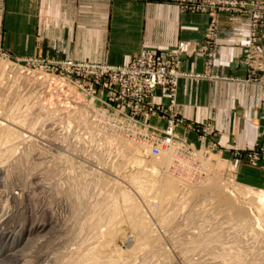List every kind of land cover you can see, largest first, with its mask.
Here are the masks:
<instances>
[{"label": "rangeland", "instance_id": "rangeland-1", "mask_svg": "<svg viewBox=\"0 0 264 264\" xmlns=\"http://www.w3.org/2000/svg\"><path fill=\"white\" fill-rule=\"evenodd\" d=\"M205 13H209L214 21L211 12ZM220 14L222 13L218 16ZM28 59L50 60L35 57ZM26 60H13L0 49V128L7 124L6 127H13L17 131L11 134L0 132V136L10 134L15 138L10 137L7 138L8 140L0 138V176L2 175L0 191L3 195L0 196L2 201L0 211L4 209L5 203L9 204L18 211L19 215L28 216L29 222L27 221L26 227H29L32 221L38 220L44 223L45 228L41 233H33L26 237L27 244L21 249L23 253L20 252L25 257L20 256L21 260L16 263L43 264L48 259L45 264L57 262H63L62 264H238L241 261L234 258V255L235 257L243 255L245 259H242L243 264H251L253 261L254 264H264V237L254 239L252 228L241 226L238 220L233 219L232 213L221 211L219 214L217 211H208L211 209L210 196L199 195L200 200L196 202L195 211L198 209L201 213L197 211V216L193 219L187 216L190 214L189 207L194 202L182 203L187 199L189 188L200 186L202 188L204 184L212 185L211 181L217 184L221 180L225 187L246 202L251 211L258 215L256 205L249 202V199L251 196L264 195V184L253 186L243 183L236 177L235 168L219 155H209V157L203 153L183 154L178 157L171 155L167 160L166 154L155 158L147 152L148 163L138 162L135 158L144 156V152L149 151V144L143 140L133 139L119 128L111 129V126L103 121L91 123L89 119L85 120L91 111L87 107L75 110L77 115L73 116L71 123H67L69 127L66 128L65 94L62 86H53L46 70L38 65H25ZM11 84H15L16 87L22 84L21 86L26 88L21 93L27 94L25 106L21 104L23 101L12 96L15 93L8 87ZM20 92L17 88L16 93ZM77 116L79 117L74 120ZM1 122L4 123L3 126ZM71 125L75 126L73 129L77 134L69 133L72 129ZM83 130L88 134L85 135L87 137L81 135ZM216 147L217 145L215 150ZM257 153L258 158L255 159L254 155ZM235 154L255 166L250 168H258L259 162L264 159V147H256L248 152L236 151ZM164 159L166 162L161 163ZM140 169L155 173L157 179L163 177L161 180L165 182L175 179L174 183L176 182L175 186H177L175 190L178 191L166 182L162 187L164 200L163 197L152 196L149 199L151 201H144L129 178L125 177L129 175L128 173L141 171ZM117 185L133 195L149 224L147 234L137 233L134 236V231L138 229L127 228L128 232L131 231L127 239L122 241L118 236L115 237L117 239L112 240L115 244H109L107 242L114 236L100 233L107 228L105 225L101 226L102 229L91 228L90 225L97 223L98 220L97 216L91 219L90 215L94 213V210H91L94 206L93 201L106 200L108 194L117 192ZM12 191L21 198L14 201L10 195ZM180 205L186 208L179 214ZM151 206L154 207L153 210L150 209ZM154 209H162L161 214L163 212L164 217L176 213L177 217L172 219L169 228L164 229L158 218L160 216ZM123 212L122 210L121 213ZM259 230L264 232V227H260ZM92 231H99L100 234L91 233ZM254 241L255 243H252ZM110 246H112L110 257H97V253L104 249L107 251V248L111 249ZM59 256L62 259H59ZM230 259L233 261L229 262Z\"/></svg>", "mask_w": 264, "mask_h": 264}, {"label": "crops", "instance_id": "crops-1", "mask_svg": "<svg viewBox=\"0 0 264 264\" xmlns=\"http://www.w3.org/2000/svg\"><path fill=\"white\" fill-rule=\"evenodd\" d=\"M245 1L264 7V0ZM212 22L209 13L182 11L175 0H0V49L13 60L124 65L143 49L169 51L181 41H204ZM252 24L249 14L218 16L210 70L202 55L183 57L187 76L180 81L177 113L188 123L211 124L216 135L200 141L185 126L177 132L198 148L217 142L216 155L235 168L236 177L261 186L264 159L250 168L255 166L235 154L264 147V87L249 83L241 64ZM261 38L264 55V25ZM154 101L168 104L161 90ZM150 122L165 126L157 118Z\"/></svg>", "mask_w": 264, "mask_h": 264}, {"label": "built area", "instance_id": "built-area-1", "mask_svg": "<svg viewBox=\"0 0 264 264\" xmlns=\"http://www.w3.org/2000/svg\"><path fill=\"white\" fill-rule=\"evenodd\" d=\"M183 11L211 12L214 21L208 35L201 43L181 41L169 51L143 49L127 64L111 65L87 63L78 60L27 59L25 65H38L47 71L52 85L64 90V122L76 115L81 107L91 109L86 119L103 121L119 128L133 139L146 141L152 157L183 154L216 155L215 146L198 148L177 130L185 126L195 132L200 141L216 135L209 123L186 122L176 111L180 81L187 75L182 70L185 56L202 55L210 70L215 64L216 18L219 13L250 14L252 32L243 45L241 64L248 71V82L264 87V55L260 51L264 25V7L256 1L245 0H175ZM209 72V71H208ZM200 77H206L204 74ZM158 90L168 98V104L154 101ZM92 117V118H91ZM157 118L165 122L160 126L150 122ZM77 123V122H76ZM75 126L77 124L74 123ZM69 133H75L73 127ZM69 125L66 126L68 128ZM68 131H66L67 133ZM81 135H88L85 130ZM87 137V136H85ZM258 158V153L254 155Z\"/></svg>", "mask_w": 264, "mask_h": 264}, {"label": "bare ground", "instance_id": "bare-ground-1", "mask_svg": "<svg viewBox=\"0 0 264 264\" xmlns=\"http://www.w3.org/2000/svg\"><path fill=\"white\" fill-rule=\"evenodd\" d=\"M1 67V66H0ZM22 85V84H21ZM15 86V84H11L10 89H12V91L15 94H12L13 97H16L17 100H21L23 101L21 104H24L23 106H25L26 102L24 103V101H27V98H25L27 96L26 93H22V91H24L26 88L22 87V86ZM3 86V85H2ZM14 86V87H13ZM17 88H19V90L21 91L20 93H16L17 92ZM22 90H21V89ZM24 89V90H23ZM29 104V103H28ZM20 106V107H23ZM22 109V108H21ZM177 111V110H176ZM11 110L8 111V113H10ZM14 114V113H13ZM77 115V114H76ZM10 116V115H9ZM14 116V115H13ZM12 117V116H11ZM79 116H77L76 118H74V120H76ZM13 119H16V117H12ZM73 120V121H74ZM72 121V122H73ZM90 121V120H89ZM3 122H1L2 125ZM23 123V122H22ZM69 123H71V120L69 121ZM90 123V122H89ZM4 124V123H3ZM7 125V124H6ZM2 127L0 128V132H6V133H12V132H17L15 130V128L13 127ZM3 126V125H2ZM92 128L95 129L94 126H91ZM1 134V133H0ZM10 134L7 135H3L0 136V138H10L12 137ZM15 135V134H14ZM13 135V136H14ZM12 139H15L14 137H12ZM18 139V138H17ZM20 139V138H19ZM8 140V139H7ZM5 141V139H4ZM2 142V141H1ZM7 142V141H5ZM3 142V143H5ZM4 148V147H3ZM5 150V149H4ZM7 150V149H6ZM149 150V149H148ZM6 152V151H5ZM150 152L146 151L144 152V156L140 155V157L135 158V160H137L138 162H147V158L148 155L146 156V153ZM132 155V154H131ZM167 156V160H168V155ZM147 157V158H146ZM156 158V157H155ZM154 158V159H155ZM171 158V157H170ZM152 159V158H151ZM134 161V160H132ZM151 161V160H150ZM161 161V160H160ZM171 160H169L170 162ZM137 162V164H138ZM165 159L164 162L161 163H165ZM148 163V162H147ZM151 163V162H150ZM145 163H142V165H144ZM132 165V164H131ZM130 165V166H131ZM155 165V164H154ZM129 166V165H128ZM132 167V166H131ZM187 167V166H186ZM126 168V167H125ZM3 169V168H2ZM154 169V168H153ZM152 169V170H153ZM214 169V168H213ZM141 171L138 172H134V173H128L129 175L125 176L126 178L128 177L132 186L135 187V190L138 192V195L141 196L144 201L149 202L151 200H149L152 196L154 197H163L164 200V192L162 191V187L163 184H165L166 182H168V184H171V186L173 187V189L175 190L177 186H175L176 182L174 183V180H167L166 182L164 180H161V177L159 174L158 175L161 177L159 179H157V176H155L153 172H148L146 171V169H140ZM8 171V170H7ZM154 171V170H153ZM7 173V172H6ZM163 173V172H162ZM173 175V174H172ZM2 176V175H1ZM0 176V177H1ZM174 176V175H173ZM187 177V176H186ZM127 178V179H128ZM181 178V177H180ZM124 179V178H123ZM165 179V178H164ZM206 180V179H205ZM219 181V180H217ZM214 182V181H213ZM212 183V185H206L204 184V186L201 188V186L199 188H189V192L187 194V199L185 201H183V204H186L187 202H194L192 203L193 205H191V209H187L188 212L190 214H188L189 219H193L197 216L196 212V202H198L199 195L204 194L205 197L206 196H210L212 198V201H209V205H211V209H209L208 211H217L219 212H229L233 214V219L238 220L241 224V226L246 227V228H252L253 231L252 234L254 235V239H259L260 237H264V232H262V230L260 231L259 228L260 227H264V195H260V196H251V199H249V202H253L256 205V208L258 210V215H255L250 207H248L246 205V202L240 200L238 197H236L234 195V193H232V191H230L227 187H225L221 180L215 184ZM129 183V182H128ZM130 184V185H131ZM189 185V184H188ZM1 187V186H0ZM133 187V188H134ZM196 187V186H195ZM188 189V188H187ZM117 192L108 194V197L102 200H98L97 201H93L94 202V206L93 208H91V210H94V213H92L90 215L91 219L95 218L97 216V223H93L90 225L91 228L97 229L99 227H101L102 225H105L107 228L102 232L103 235H107V236H114L110 239L109 242H107L105 239V242L112 244V240H115L117 238L115 237H119V239L125 240L128 238V235L131 231H127V228H135L136 230L138 229V231H134V236L135 234L137 235V233L140 234H147V229H148V224L149 221L148 219H146L147 217L145 216V213L141 210L137 200L133 197V195L128 192L127 190L123 189L122 187H120L119 185H117ZM175 191H178L175 190ZM240 191V190H239ZM9 192V191H8ZM245 192V191H244ZM6 193V192H5ZM2 195V192L0 191V196ZM10 195L12 197V199H14V201L19 200L20 195L15 194L14 191L10 192ZM244 195V194H243ZM246 195V193H245ZM249 195V193H248ZM252 195V194H251ZM3 196V195H2ZM22 196V194H21ZM153 197V198H154ZM203 197V196H202ZM250 197V196H249ZM204 198V197H203ZM247 198V197H246ZM11 199V198H10ZM156 199V198H155ZM202 199V198H201ZM205 199V198H204ZM158 200V198H157ZM160 200V199H159ZM208 200V199H207ZM251 200V201H250ZM23 201V200H22ZM143 201V202H144ZM162 201V198H161ZM203 201V200H202ZM248 201V200H247ZM1 199H0V204H1ZM120 202L122 204H120ZM201 202V201H199ZM4 203V201H3ZM163 203V202H162ZM204 203V202H203ZM92 204V203H91ZM151 204V203H150ZM208 204V203H205ZM3 205V204H2ZM5 207L4 209L0 211V264H18L16 262L20 261V256L25 257L24 255H21L23 253V251L21 250L22 248H24L23 245H26L27 242H25V239L27 236L33 234V233H41L42 231H44V223L42 224V221L38 220L36 221H30L32 224H30L29 227H26V223L29 220L28 216L26 214H18V211H16L11 205L9 204H4ZM18 205V204H17ZM84 205V204H83ZM121 205V206H120ZM208 205V206H209ZM87 206L89 207V205L87 204ZM184 205H180L178 207V212L180 214L181 210L185 209L186 207H183ZM19 208V205L17 206ZM86 207V206H85ZM121 207V208H120ZM152 207V206H151ZM150 209L153 210L154 207H152ZM16 208V206H15ZM124 211L123 213H121V211ZM155 210V209H154ZM95 211H97L98 213H95ZM159 211V213H158ZM162 209L159 210H155V212H157V214H159L158 217L160 220V223H162V226H164L165 228H169L172 219H175V217H177V213L173 214V215H168L164 217V214L162 212ZM191 211V212H190ZM206 211V210H205ZM154 212V211H153ZM187 212V211H186ZM91 213V212H90ZM198 213L200 214L201 212L198 211ZM207 213V212H206ZM205 213V214H206ZM209 214V213H208ZM220 214V213H219ZM231 214V217H232ZM43 215V214H41ZM150 215V214H148ZM207 215V214H206ZM230 215V214H229ZM155 216V215H153ZM152 216V218H153ZM200 216V215H199ZM202 216V215H201ZM204 216V215H203ZM209 216V215H208ZM30 217V216H29ZM150 216H148L149 218ZM163 217V218H162ZM180 217V216H179ZM155 218V217H154ZM44 220V219H43ZM158 221V220H157ZM29 222V221H28ZM127 222V223H126ZM159 222V221H158ZM48 224V223H47ZM100 224V225H99ZM239 224V223H238ZM237 224V225H238ZM125 225H128V227H126ZM240 226V225H239ZM104 227V226H102ZM101 227V229H102ZM236 229V228H235ZM68 230V229H67ZM80 230V229H79ZM93 230V229H92ZM132 230V229H131ZM140 230V231H139ZM78 231V230H77ZM82 231V230H81ZM80 231V232H81ZM133 232V230H132ZM91 233L94 234H100L99 231H92ZM84 234V233H83ZM149 234V233H148ZM151 234V233H150ZM201 234H203V232H201ZM244 234V233H243ZM131 235V234H130ZM139 235V234H138ZM146 236V235H145ZM246 237V236H245ZM251 237H253L251 235ZM261 238V239H262ZM84 239V238H83ZM118 239V242H119ZM130 239V238H129ZM144 239V238H143ZM253 239V238H252ZM103 240V241H104ZM75 241V240H74ZM252 241V240H251ZM125 242V241H124ZM252 243H255L252 242ZM108 244V245H109ZM115 244V242L113 243ZM29 245V244H28ZM96 245V244H95ZM30 246V245H29ZM113 246V245H112ZM112 246L111 249L107 248L102 250L101 252L97 253V257H110L111 256V251H112ZM109 247V248H110ZM262 247V245L260 246ZM118 248V247H117ZM259 248V247H258ZM82 249V248H81ZM114 249V248H113ZM262 249V248H260ZM115 250V249H114ZM141 250V249H140ZM35 251V250H34ZM89 251V250H88ZM119 251V250H118ZM20 252H22L20 254ZM33 252V251H32ZM36 252V251H35ZM95 252V251H94ZM84 253V252H83ZM29 254V253H28ZM40 254V253H39ZM110 254V255H108ZM30 255V254H29ZM48 255V254H47ZM31 256H33V254L31 253ZM37 256V255H35ZM42 256V254H41ZM96 256V255H95ZM119 256V255H118ZM27 257V255H26ZM116 257V256H114ZM61 257L59 256V259ZM90 258V257H89ZM96 258V257H95ZM117 258V257H116ZM233 258V256H232ZM234 258H236L237 260L242 262V259L245 260L243 258V255L240 256H236L234 255ZM233 258V259H234ZM20 259V260H19ZM23 259V258H22ZM31 259V257H30ZM38 259V258H37ZM45 260V258H43ZM47 259V258H46ZM55 259V257L53 258V260ZM62 259V258H61ZM98 259V258H97ZM112 259V258H111ZM233 259L229 260V262H232ZM249 259V258H248ZM255 259H259V258H255ZM26 260V259H25ZM48 260V259H47ZM46 260V261H47ZM52 260V259H51ZM50 260V262H51ZM73 260V258H72ZM36 261V260H34ZM45 261V262H46ZM64 261V260H63ZM99 261V260H96ZM105 261V260H104ZM118 261V259H117ZM225 261V260H224ZM228 261V259H227ZM236 261V260H235ZM234 261V262H235ZM262 261V260H261ZM38 262V261H37ZM45 262L43 264H45ZM106 262V261H105ZM241 262H238V264H240ZM48 263V262H47ZM63 263V262H62ZM60 262L57 263H52V264H62ZM65 263V262H64ZM86 263V262H85ZM91 263V262H90ZM100 263V262H99ZM23 264H29V263H23ZM31 264H41V263H31ZM50 264V263H49ZM66 264V263H65ZM84 264V263H83ZM243 264V263H241ZM245 264V263H244ZM250 264V263H249ZM254 264V261L253 263Z\"/></svg>", "mask_w": 264, "mask_h": 264}]
</instances>
